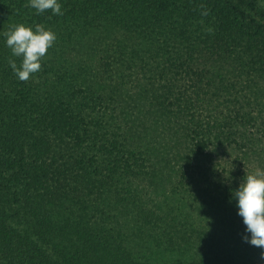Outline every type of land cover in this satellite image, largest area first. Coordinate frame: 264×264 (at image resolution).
<instances>
[{
  "label": "trees",
  "instance_id": "16d2710c",
  "mask_svg": "<svg viewBox=\"0 0 264 264\" xmlns=\"http://www.w3.org/2000/svg\"><path fill=\"white\" fill-rule=\"evenodd\" d=\"M58 2L0 0V264H264V0ZM19 23L57 34L28 81Z\"/></svg>",
  "mask_w": 264,
  "mask_h": 264
},
{
  "label": "clouds",
  "instance_id": "9594fccd",
  "mask_svg": "<svg viewBox=\"0 0 264 264\" xmlns=\"http://www.w3.org/2000/svg\"><path fill=\"white\" fill-rule=\"evenodd\" d=\"M28 6L38 13L51 10L53 14L63 15L58 0H29ZM201 8L202 16H207L208 10L203 5ZM207 32L212 34L214 29L208 28ZM4 36L12 56L21 58L19 65L16 60H9L10 67L20 81H28L42 70L43 60L57 40L55 31L40 23L34 27L24 23L11 25ZM232 195L238 201V215L243 218L246 233L251 234L250 238L245 234L244 240L264 249V169L257 167L250 173L246 170L243 181L233 190ZM261 258L264 259V252Z\"/></svg>",
  "mask_w": 264,
  "mask_h": 264
}]
</instances>
